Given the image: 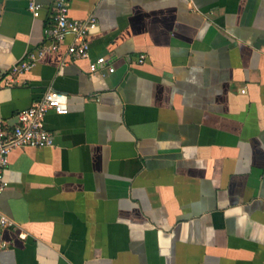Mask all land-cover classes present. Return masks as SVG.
<instances>
[{"label": "crops", "instance_id": "crops-1", "mask_svg": "<svg viewBox=\"0 0 264 264\" xmlns=\"http://www.w3.org/2000/svg\"><path fill=\"white\" fill-rule=\"evenodd\" d=\"M31 1L0 0V119L49 90L69 112L10 154L0 264H264V0H69L90 59L69 36L6 86L50 43L56 0Z\"/></svg>", "mask_w": 264, "mask_h": 264}, {"label": "built area", "instance_id": "built-area-1", "mask_svg": "<svg viewBox=\"0 0 264 264\" xmlns=\"http://www.w3.org/2000/svg\"><path fill=\"white\" fill-rule=\"evenodd\" d=\"M42 5L32 0L29 9L35 17L40 15ZM69 0H56L54 8V25L45 31L50 43L40 49L32 50L12 69L9 77L4 79V85L18 84L17 74L30 72L38 62L49 52L56 51L67 40L73 37L68 45L67 53L74 59H90L91 46L88 40L90 33L97 28L95 18L87 20H72L69 17ZM145 57L139 60L143 63ZM107 67V59L102 56L91 61L90 70L93 74ZM115 69L109 68L113 73ZM65 115L69 112V97L55 90H49L44 97L36 101L29 109L18 114V123L13 127L0 119V196L8 189L5 170L10 163V154L17 148L43 149L54 146L52 134L46 127V117L49 112ZM17 227V224L0 210V230ZM26 238L25 234L20 235ZM6 243L2 247L5 248Z\"/></svg>", "mask_w": 264, "mask_h": 264}]
</instances>
